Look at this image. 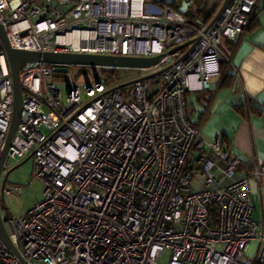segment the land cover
Listing matches in <instances>:
<instances>
[{
  "label": "built area",
  "instance_id": "2783aa9c",
  "mask_svg": "<svg viewBox=\"0 0 264 264\" xmlns=\"http://www.w3.org/2000/svg\"><path fill=\"white\" fill-rule=\"evenodd\" d=\"M261 4L226 0L195 26L147 0H0L13 50L161 57L159 74L113 90L101 78L57 80L62 67L41 62L21 70V114L3 173L32 159L44 196L20 218H4L0 207L19 253L0 240V264H264V223L252 204L264 164L239 176V157L220 139L204 140L207 116L195 124L189 115L191 99L212 100L214 87L236 75L224 44L245 35ZM13 106L0 39V157Z\"/></svg>",
  "mask_w": 264,
  "mask_h": 264
},
{
  "label": "crops",
  "instance_id": "0c3cea01",
  "mask_svg": "<svg viewBox=\"0 0 264 264\" xmlns=\"http://www.w3.org/2000/svg\"><path fill=\"white\" fill-rule=\"evenodd\" d=\"M225 1L214 3L211 19ZM224 47L232 59L236 75L231 72L233 80L230 88H223L224 83L214 87L217 91L216 97L207 106L205 122L208 121L214 129L209 132V137L216 136L215 140H222L226 149L239 157L242 162L239 176H243L251 171L254 161L264 164L263 4L257 8L245 35L234 42L226 41ZM222 90H226V93L218 102ZM252 204L254 220L257 223H264V183L261 192L257 186H252Z\"/></svg>",
  "mask_w": 264,
  "mask_h": 264
},
{
  "label": "rangeland",
  "instance_id": "374dc122",
  "mask_svg": "<svg viewBox=\"0 0 264 264\" xmlns=\"http://www.w3.org/2000/svg\"><path fill=\"white\" fill-rule=\"evenodd\" d=\"M156 1H163V0H156ZM169 3H177V7L170 6L171 9H176L175 11L179 14L184 16H188L189 18L193 19V16L196 15V6L195 0H166ZM205 5L204 7L209 10L215 4L221 3V0H205L203 1ZM201 2H199L200 4ZM218 6V5H217ZM173 9V10H174ZM93 71L88 74H82L78 78L74 75H70L68 79H71L74 83H78L80 85H92L94 84L99 78L103 80V83L109 80L110 75H103L102 71L99 69H92ZM99 70V71H98ZM161 72L159 67H152L146 70H119L117 73V79L113 82L109 88L113 90L118 86L127 85L133 83L139 79H145ZM62 91L64 93V97H67L68 88L63 87ZM226 90H222L220 93V98L217 101L219 102L221 98L225 95ZM81 97L87 101V92L86 90H81ZM216 102V103H218ZM191 108L189 109V115L192 118V123H199L201 117L202 120L206 117V110L207 105L201 104L197 99H191ZM216 105V104H215ZM210 108V106H209ZM214 129L212 125L207 121L203 127V138L209 142L215 140V137H209V132H212ZM44 132L45 130L42 129ZM209 137V139L207 137ZM205 140V141H206ZM4 194L2 196V192L0 193V199L3 200L0 203V207L2 209H6L7 212L2 214L5 217H15L20 218L27 215L42 199L44 196V184L42 181L38 180L34 176V161L32 159L24 161L18 168L12 169L6 173L2 174L1 177V187L4 184ZM17 189V191H14ZM14 191V192H12ZM8 192H12L7 194ZM3 198V199H2ZM252 250V247H251Z\"/></svg>",
  "mask_w": 264,
  "mask_h": 264
},
{
  "label": "water",
  "instance_id": "95a60500",
  "mask_svg": "<svg viewBox=\"0 0 264 264\" xmlns=\"http://www.w3.org/2000/svg\"><path fill=\"white\" fill-rule=\"evenodd\" d=\"M0 39L3 43V48L7 54L8 63L11 70L14 86V106L13 116L10 130L4 145L3 152L0 157V193H3L4 184L1 187V177L3 167L6 161L8 151L10 149L15 131L17 129L19 117L22 108V90L20 82V72L29 64L44 63L63 68H78V69H114V70H146L157 66L161 57L154 59H135L129 57H102L89 55H74V54H40L35 52H23L13 50L8 42L7 34L0 25ZM3 196V195H2ZM3 199V198H2ZM3 202V200L0 199ZM1 203V202H0ZM0 240L19 257L18 251L11 244L8 234L4 228L0 211Z\"/></svg>",
  "mask_w": 264,
  "mask_h": 264
},
{
  "label": "trees",
  "instance_id": "16d2710c",
  "mask_svg": "<svg viewBox=\"0 0 264 264\" xmlns=\"http://www.w3.org/2000/svg\"><path fill=\"white\" fill-rule=\"evenodd\" d=\"M147 1L151 2L153 4H156L158 6H161V7H168V8H170V6L177 7V3H175V2L169 3L166 0H163V1L147 0ZM203 1H205V0H195V6H196L197 10L195 11L196 15L193 16V19L189 18L188 16H185L190 24L195 25V26H201V25H203V24H205L211 20V16H212L211 12L214 10V6H212V8L207 10V8L203 6V3H204ZM199 2H201V3L199 4ZM174 10H176V9H174ZM99 70L102 71L104 76L107 74L110 75L109 80L106 82L107 86H110L113 82L116 81L117 73L119 70H114V69H99ZM92 71H93L92 69H78V68L76 69V68H63L62 67L59 69V72L56 76V79L61 80V81H66V80H68L70 75H72V74L74 75V73H76L75 77L78 78L82 74L83 75L88 74ZM232 78H233L232 74L229 73L227 79L225 80V82L223 84V88H230L231 82L233 80ZM211 96H212L211 93H205V94L201 95L198 98V100L201 104H203L205 106L207 104H210Z\"/></svg>",
  "mask_w": 264,
  "mask_h": 264
},
{
  "label": "flooded vegetation",
  "instance_id": "af4514ba",
  "mask_svg": "<svg viewBox=\"0 0 264 264\" xmlns=\"http://www.w3.org/2000/svg\"><path fill=\"white\" fill-rule=\"evenodd\" d=\"M1 202V201H0Z\"/></svg>",
  "mask_w": 264,
  "mask_h": 264
}]
</instances>
